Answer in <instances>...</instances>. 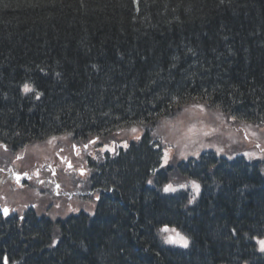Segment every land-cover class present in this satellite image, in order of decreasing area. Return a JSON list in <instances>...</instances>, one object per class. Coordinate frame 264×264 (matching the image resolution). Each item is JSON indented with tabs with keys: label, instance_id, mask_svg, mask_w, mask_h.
<instances>
[{
	"label": "trees",
	"instance_id": "trees-1",
	"mask_svg": "<svg viewBox=\"0 0 264 264\" xmlns=\"http://www.w3.org/2000/svg\"><path fill=\"white\" fill-rule=\"evenodd\" d=\"M194 101L264 126V0H0V141L144 129L98 166L94 214L0 217V264H259L264 160L206 152L157 171L152 128ZM173 172L200 183L194 203L161 192Z\"/></svg>",
	"mask_w": 264,
	"mask_h": 264
},
{
	"label": "rangeland",
	"instance_id": "rangeland-1",
	"mask_svg": "<svg viewBox=\"0 0 264 264\" xmlns=\"http://www.w3.org/2000/svg\"><path fill=\"white\" fill-rule=\"evenodd\" d=\"M143 131L142 127L129 126L119 129L113 134L134 140L140 137ZM151 131H155V140H158L163 146V166L175 162L179 163L189 158H198L203 152H214L218 156L226 158L239 154L248 160L249 157L264 160V126L260 127L253 123L239 121L232 116H226L219 109L210 107L206 103L194 101L184 105L179 111L158 119ZM124 144L125 142L122 145ZM76 145L75 141L68 135H63L43 142L31 141L22 148L15 150L16 152L14 151L13 154L11 153L9 162H6L5 157L0 154V167L5 169V176L2 177L3 173H0V178H5L3 181L0 179L2 182L0 196L7 197L6 200L16 206L15 208L12 207L13 209L22 210L29 205L27 201L35 198L36 191L42 192L37 186H43L46 179L51 176L52 171H56L61 187L55 188L58 190L56 192L58 196L52 197L50 198L51 201H48L53 206V214L50 215L53 217L62 215L64 218L79 211L92 213L98 195L91 192L88 179H80L79 183L71 184L77 175L75 172L82 168L79 162L85 165L88 154L98 158L107 151L114 153L121 144H115L106 139L101 148L94 149L91 147L85 154H81L85 144L77 143ZM0 147L2 146L0 145ZM0 151H2L1 148ZM165 153L167 154L166 164L164 162ZM69 158L75 163V167L67 168L66 161ZM62 159L63 164L59 162ZM16 171L24 173L26 176H29L26 172H31L33 176L30 179L34 181L31 183L32 192L23 191L24 187L20 190L18 186L16 189H12L16 183L14 177L11 178L10 175ZM9 178L14 181H9ZM172 180L171 185L175 191L180 186L186 185L185 179L179 176H174ZM188 186L197 192L192 183ZM8 194H10L9 197L12 196L10 200ZM19 203H21V207H19ZM176 233L179 232L169 231L163 235L166 238H176ZM171 244L183 247L180 244ZM258 247L260 249L259 243Z\"/></svg>",
	"mask_w": 264,
	"mask_h": 264
},
{
	"label": "snow or ice",
	"instance_id": "snow-or-ice-1",
	"mask_svg": "<svg viewBox=\"0 0 264 264\" xmlns=\"http://www.w3.org/2000/svg\"><path fill=\"white\" fill-rule=\"evenodd\" d=\"M134 2L139 5L140 3V0H134ZM57 76H59V73H57ZM23 91L24 92H34V89L27 83H25L23 85ZM39 95L40 94H37L36 98L38 99L39 98ZM94 142V141H93ZM126 146V145H125ZM85 147H87V145H85ZM164 162L165 164L167 163V154L165 153V156H164ZM18 179H20V177L18 176L17 177ZM148 183H152V181H148ZM192 186L197 190V192L199 191V185L195 183V181L192 182ZM181 187H185L184 185H182ZM164 191H175V189L172 187V185H167L165 188H164ZM97 199H99V197H97ZM9 208L7 207H4L2 209V213L5 217H7L9 215ZM21 219H23V217H20ZM164 231H169V229L165 228ZM173 232H175V229H172ZM167 242L169 243H173V244H180L181 246L187 248L189 246V240L180 235L179 233H176V238H173V237H168L167 238ZM259 244H260V251L261 252H264V240H260L259 241Z\"/></svg>",
	"mask_w": 264,
	"mask_h": 264
},
{
	"label": "bare ground",
	"instance_id": "bare-ground-1",
	"mask_svg": "<svg viewBox=\"0 0 264 264\" xmlns=\"http://www.w3.org/2000/svg\"><path fill=\"white\" fill-rule=\"evenodd\" d=\"M252 234V232H246L245 233V236H244V238H246L248 241H249V238H250V235ZM257 240V241H256ZM256 244H257V248H258V253H257V255H256V257H255V260L257 261V263H261L262 262V260L264 259V252H261L260 251V249H259V247H258V243H259V241L261 240V239H257L256 238ZM233 256V255H232ZM251 258V257H250ZM242 264H249V261L248 260H245V262L243 261L242 262Z\"/></svg>",
	"mask_w": 264,
	"mask_h": 264
},
{
	"label": "flooded vegetation",
	"instance_id": "flooded-vegetation-1",
	"mask_svg": "<svg viewBox=\"0 0 264 264\" xmlns=\"http://www.w3.org/2000/svg\"><path fill=\"white\" fill-rule=\"evenodd\" d=\"M4 172H5V171H4ZM1 176L3 177V176H5V175H1ZM0 179L3 181L5 178H0ZM1 180H0V186L2 185V184H1V183H2ZM45 182H46V181H45ZM45 182H44V183H45ZM51 182H52L51 179H47V187H50V186H51ZM53 187H54V186H53ZM53 187H52V188H53ZM3 197H4V195H1V196H0L1 199H2ZM1 206L5 207V206H7V203H6L5 201H3V200H0V207H1ZM3 207L0 208V217H2V208H3ZM10 213H15V212H12V209H11L10 212H9V214H10ZM11 216H12V215H11ZM11 216H10V217H11ZM2 218H3V217H2ZM3 219H4V218H3Z\"/></svg>",
	"mask_w": 264,
	"mask_h": 264
}]
</instances>
